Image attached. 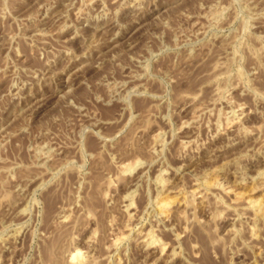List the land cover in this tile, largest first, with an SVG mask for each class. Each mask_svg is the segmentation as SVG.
Instances as JSON below:
<instances>
[{
	"label": "rangeland",
	"instance_id": "obj_1",
	"mask_svg": "<svg viewBox=\"0 0 264 264\" xmlns=\"http://www.w3.org/2000/svg\"><path fill=\"white\" fill-rule=\"evenodd\" d=\"M0 264H264V0H0Z\"/></svg>",
	"mask_w": 264,
	"mask_h": 264
},
{
	"label": "bare ground",
	"instance_id": "obj_2",
	"mask_svg": "<svg viewBox=\"0 0 264 264\" xmlns=\"http://www.w3.org/2000/svg\"><path fill=\"white\" fill-rule=\"evenodd\" d=\"M209 186H207V187H209ZM189 195L193 199L191 201H195L194 199H200V200L203 201V199H202V196L203 195L201 196V194L197 191V189L195 191L189 193ZM187 196L186 197H183L182 200H180V203H179L180 206H186V204L190 202V201L187 202L188 201ZM233 197H234V200L236 202L242 203L247 209H252V210H255L256 212H260L261 211V204H260L259 201H255V200H251V199H249V200L246 199L245 200L244 197L242 195H240V194H235ZM189 200H190V198H189ZM171 205L172 204H171L170 201L168 202V201H165V200H162V199L156 201L155 208H156L158 214L162 217V219H167L168 218L169 211H170V208H171L170 206Z\"/></svg>",
	"mask_w": 264,
	"mask_h": 264
}]
</instances>
